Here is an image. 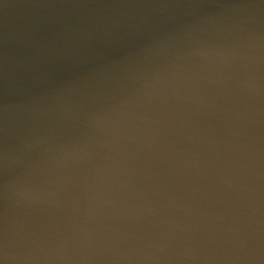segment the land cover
<instances>
[{"label": "water", "instance_id": "obj_1", "mask_svg": "<svg viewBox=\"0 0 264 264\" xmlns=\"http://www.w3.org/2000/svg\"><path fill=\"white\" fill-rule=\"evenodd\" d=\"M263 69L264 0H0V264H264ZM128 79L185 104L81 152Z\"/></svg>", "mask_w": 264, "mask_h": 264}, {"label": "rangeland", "instance_id": "obj_2", "mask_svg": "<svg viewBox=\"0 0 264 264\" xmlns=\"http://www.w3.org/2000/svg\"><path fill=\"white\" fill-rule=\"evenodd\" d=\"M264 72V69L262 70ZM262 74V79H264V73ZM141 82H139L136 79H128L124 82L122 81H115L113 83H111L109 86L99 90L98 92L95 93V96L93 98V100L96 99H100L102 97L108 96L110 94H113L115 92H119L122 90L123 87H134V90H132L130 93H127L126 95V100L123 101V103H121L120 105H118L115 109V111L112 114V118L113 120L111 122H105L101 125H94L92 126L87 133L85 134V138L87 140V145L85 146V148L83 150H81V152H88V154H90L91 148L95 145V140L93 141L94 137L96 136V134H98L99 132L103 131L104 129L107 128H111L114 124L116 123H121L123 121H128V120H135L136 122H132L131 124L134 123H138L141 120L143 121H148L149 119L151 120H160L159 123H161L164 126H169L168 121L169 119L172 118L173 115L177 114V110H179L178 107L173 108L170 107V105H166L163 104L166 102V98L168 97V102H179V104H185L184 100H180L178 99V97H176L172 91L169 92H164V90L160 87H153V88H145L144 86H140ZM159 95H161V100L159 99ZM92 100V101H93ZM91 101V102H92ZM160 101V104H156L157 102ZM155 104V105H154ZM186 106L189 110H194V106L190 103H186ZM254 109H256V107L254 106ZM256 110H259L262 114V116L264 117V105H260ZM129 122V121H128ZM136 125H143V124H136ZM124 127H122V133L118 134V136H121L122 142H127V136L132 137L135 136L137 134H139L140 130H142V127H129L126 128V131L129 130L128 134L126 135V133L123 130ZM156 133V130H153ZM145 133H143L144 135ZM41 139L50 147V149L58 156L60 157V151L58 149H56V145L54 143L51 142V138H50V133L47 130L46 133L44 132L41 135ZM164 139H159L157 138L156 141L153 143V147L156 148L159 146L160 143H163ZM139 149V148H138ZM215 151L218 153H223L225 155H236L233 152H229L227 150L224 149V147L222 146V148H216L214 147ZM263 149V148H262ZM142 151V150H140ZM264 152V151H263ZM263 152L261 153V156L263 157L264 160V154ZM144 152H141L140 154H142ZM237 156V155H236ZM87 158V157H86ZM260 161L261 163H264V161ZM5 171V170H4ZM73 172V171H72ZM82 185L87 187V189H89L90 187L92 188L93 184L90 183V176L88 178H86L85 182L82 181ZM167 231V230H165ZM162 233V227H159L156 231V233L154 234L157 238L163 239L164 241V237L161 234ZM264 237V234H263ZM166 238V237H165ZM162 246V245H160ZM174 246L178 249V245L175 242ZM145 250H149L148 247H144ZM152 251H155L157 253H164V252H160L156 249H151ZM212 254V253H210ZM164 257L167 258L168 256L166 255H161V256H157L152 258L153 261L156 260L158 262V264H178L176 263L177 257H178V253L174 254L172 256L169 257V261L167 262L166 260H164ZM113 261V259H112ZM205 264V263H203Z\"/></svg>", "mask_w": 264, "mask_h": 264}]
</instances>
